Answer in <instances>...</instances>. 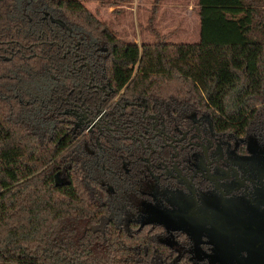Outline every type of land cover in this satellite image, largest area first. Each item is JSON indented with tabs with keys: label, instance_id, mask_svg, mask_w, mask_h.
<instances>
[{
	"label": "trees",
	"instance_id": "obj_1",
	"mask_svg": "<svg viewBox=\"0 0 264 264\" xmlns=\"http://www.w3.org/2000/svg\"><path fill=\"white\" fill-rule=\"evenodd\" d=\"M161 1L147 25L156 41L139 45L122 42L83 0H0V264L167 262L147 230L103 222L96 181L70 173L56 184V173L77 162L70 117L39 114L35 81L62 78L48 81L47 97L89 93L81 78L91 73L73 69L78 57L68 49L116 91L130 83L133 92L203 104L229 128L264 126V0H199L193 43L169 42L172 33L157 29Z\"/></svg>",
	"mask_w": 264,
	"mask_h": 264
},
{
	"label": "flooded vegetation",
	"instance_id": "obj_2",
	"mask_svg": "<svg viewBox=\"0 0 264 264\" xmlns=\"http://www.w3.org/2000/svg\"><path fill=\"white\" fill-rule=\"evenodd\" d=\"M66 53L90 71L89 93L47 97L48 81L62 78L35 81L39 114L70 117L76 165L78 154L85 162L83 173L59 170L56 184L70 173L96 181L103 222L147 230L166 264H264V126L229 128L203 104L130 83L116 91L77 49Z\"/></svg>",
	"mask_w": 264,
	"mask_h": 264
},
{
	"label": "rangeland",
	"instance_id": "obj_3",
	"mask_svg": "<svg viewBox=\"0 0 264 264\" xmlns=\"http://www.w3.org/2000/svg\"><path fill=\"white\" fill-rule=\"evenodd\" d=\"M85 6L106 23L116 36L125 43H152L155 36L147 28L151 0H83ZM173 7L194 9L186 12L171 13L159 20L161 33H172L169 41L198 42L200 40V20L196 10L199 0H168ZM196 12V13H195Z\"/></svg>",
	"mask_w": 264,
	"mask_h": 264
},
{
	"label": "crops",
	"instance_id": "obj_4",
	"mask_svg": "<svg viewBox=\"0 0 264 264\" xmlns=\"http://www.w3.org/2000/svg\"><path fill=\"white\" fill-rule=\"evenodd\" d=\"M153 1L154 0H151L150 1L149 7H148V9L150 10V14H151V8H152V5H153ZM171 4L172 3L170 1H168V0H162L161 1L160 5H159L158 17H157V20L155 21V26L156 27H157L156 24H158L159 20L162 19V18L168 17L167 16L168 14H171V13H181V12H186V14H189L191 12V10L192 11L194 10L193 8L190 9L189 6H187V9H184L183 7L180 8V6L179 7H177V6L173 7ZM196 10L198 12L199 7L196 6ZM199 20H200V18H199ZM169 40H170V38H169ZM169 42H172V41H169ZM174 43H193V42H174Z\"/></svg>",
	"mask_w": 264,
	"mask_h": 264
},
{
	"label": "water",
	"instance_id": "obj_5",
	"mask_svg": "<svg viewBox=\"0 0 264 264\" xmlns=\"http://www.w3.org/2000/svg\"><path fill=\"white\" fill-rule=\"evenodd\" d=\"M213 263H216V264H230V261L229 260H223L221 258L219 260H213Z\"/></svg>",
	"mask_w": 264,
	"mask_h": 264
}]
</instances>
